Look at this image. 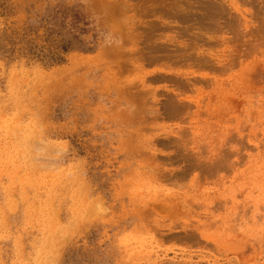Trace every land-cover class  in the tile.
<instances>
[{
  "label": "rangeland",
  "instance_id": "1",
  "mask_svg": "<svg viewBox=\"0 0 264 264\" xmlns=\"http://www.w3.org/2000/svg\"><path fill=\"white\" fill-rule=\"evenodd\" d=\"M0 264H264V0H0Z\"/></svg>",
  "mask_w": 264,
  "mask_h": 264
}]
</instances>
